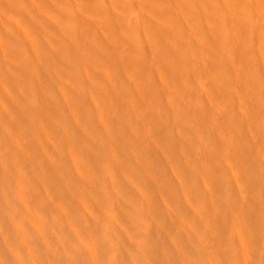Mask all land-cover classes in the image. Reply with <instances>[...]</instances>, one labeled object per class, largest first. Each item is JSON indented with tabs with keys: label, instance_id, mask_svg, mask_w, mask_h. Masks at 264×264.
Segmentation results:
<instances>
[{
	"label": "rangeland",
	"instance_id": "374dc122",
	"mask_svg": "<svg viewBox=\"0 0 264 264\" xmlns=\"http://www.w3.org/2000/svg\"><path fill=\"white\" fill-rule=\"evenodd\" d=\"M0 1V264H264L261 38L256 63L240 29L230 39L237 67L227 68L228 47V64L210 59L219 39L200 33L189 38L202 57L154 63L156 37L141 43L129 28L149 33L153 20L131 6L149 0ZM110 2L103 15L116 34L97 12ZM209 2L221 7L208 25L243 26L248 13L235 6L244 2L256 36L264 32V0ZM176 61L180 69H165ZM145 228L157 251L136 241Z\"/></svg>",
	"mask_w": 264,
	"mask_h": 264
},
{
	"label": "bare ground",
	"instance_id": "6f19581e",
	"mask_svg": "<svg viewBox=\"0 0 264 264\" xmlns=\"http://www.w3.org/2000/svg\"><path fill=\"white\" fill-rule=\"evenodd\" d=\"M67 1H69V0H67ZM94 1L96 2L99 0H94ZM114 1L115 0H112V2H114ZM206 1L208 2V0H206ZM206 1L205 0H149L144 5H137L138 7L136 5L131 4L132 9H136V10L138 9L139 11L144 9L145 15H146L145 18L147 20H153L154 24L151 27V29L149 30V33L148 32H141L140 33L141 30L136 25H131V26H129V28L134 29V36H139V34H140L141 40H142V41H140L141 43H143L144 39H150V35L152 37H156V39L153 40L154 42H150V44H149V48L150 49L152 48V50L155 51L154 52L155 54H153V55H155L154 56L155 59L153 58L154 63L155 62L159 63L161 61V59H164L165 57L166 58H174V59H178L179 57L183 58L185 54H187V55L196 54V55H199L200 57H202L204 49L201 46V42L196 41V40L190 41L189 36H194V34H197L196 37H200L199 33L202 34L201 36L204 39V40L202 39L203 41H208V40L211 41V38L219 39L218 43H216L217 45L215 44V46H213L214 48L212 47V50L209 51V55H210V59H213L214 62L218 66H220L221 68L223 67V61L226 64H228V62H226L227 60H225V59H223V57H221L222 56L221 54L225 50V47H228L227 51L228 52L230 51L231 52L230 54H232V56H233V59L231 62L229 61L227 68L233 67V66H236V67L238 66V59L235 57V54L232 52L233 44L230 42V39L234 36V33H237L236 29H240L243 32V39L245 38V42H244L245 48L244 49L246 50L247 53L251 52V54H248V58L250 59L251 62L256 63L255 62L256 57L252 53L256 52V50L259 47L261 48L260 49L261 51H264V32L262 29L259 31V36L258 37L256 36V31L254 29V25L256 23L255 22L253 23L252 19L249 17V14L251 13V10H252L251 5L245 4L244 2H237V6H235V9L237 11L241 10L244 13H248L247 14V20L244 22L243 26L240 23L234 24L232 22H227V21H222V20L221 21L224 22V24H222V23L220 24L217 21H216V23L212 21L215 24L213 26H210V25H208L210 22H208V24L205 23L203 18L206 17L208 15V13H211V12L217 13V10H215V8L217 6L221 7V5L215 4V6H214V4H211V2L206 3ZM102 2H104V1H102ZM112 2H110L109 6H107V7H104V5H102L101 10L97 9L98 10L97 12L104 18V22L114 30L113 33L116 34V32H117L115 30L116 29L115 28L116 27V19L111 17V16H107V15L104 16L103 15L104 11L110 10V7L115 5V3H112ZM0 3L6 7V5L3 2L0 1ZM69 3H67V4H69ZM71 3H73V2H71ZM71 3H70V5H71ZM116 4L119 5L118 2ZM70 5H68V6L70 7ZM121 5L123 7L125 4H121ZM70 9H72V8H70ZM196 11H198V12H196ZM194 12H196V13H194ZM198 13L200 15L197 18L196 16L198 15ZM217 16L219 18L218 20H220V18L226 19V17H227L226 15H224L225 17H221L218 14H217ZM178 22H184L185 23V32H181L182 31L181 29L175 27V24H177ZM67 25L71 30H75L76 29L75 18L70 17ZM223 33L225 35V37L223 38L224 41L220 39L221 35H223ZM246 36H247V40H246ZM187 37H188L190 43L188 42ZM253 38H261L262 39V43L261 44L257 43L258 48L255 50H253V48L256 46V44L253 43ZM198 39L199 38H197V40ZM202 40H200V41H202ZM164 48H165V52L163 53L162 49H164ZM100 49L103 51L104 55L109 54L111 59L115 58L114 54L111 53L112 50L102 49L101 47H100ZM139 49H140V54L137 55L138 61L136 60L137 58L134 60L137 61L135 63L136 67H138V66L141 67V68H139V67L138 68L141 69V71H142L145 68H144V64H143V62H141V60H142V58L146 57L147 54H146V49H145L144 45L141 46ZM221 50H222V52H220ZM225 52H226V50H225ZM162 53H163V55L160 56V54H162ZM226 54H228V53H226ZM228 58H229V56H228ZM139 59H141V60H139ZM229 60H231V59L229 58ZM168 62L170 64V61H165L162 63H168ZM202 62H203V59H202ZM168 66L169 67L165 66V69H167V68H171L172 70L176 69V68L180 69V67H178L179 66L178 61H176L175 64L173 63V64L168 65ZM231 71L233 72V68H231ZM137 72H138V70H137ZM197 72H198L197 68H193V69H191V71H189V73H192L191 76H196ZM225 73H227V75H229V76L231 75V74H228V71H226ZM262 73H264V72H262ZM149 74H150V72H149ZM171 75L169 77H167L168 80L170 79V81L173 80V78H172L173 74L171 73ZM197 75H198V73H197ZM245 75H246V71L244 73V76ZM255 75H254V77H256V78L252 77L251 75L250 76L254 79H257V80H259L262 76L261 73L259 76L258 75L255 76ZM247 76H249V75H247ZM247 76H245V77H247ZM188 79L189 78L187 77V80ZM236 79L238 80V78H236ZM177 80L174 78V80H173L174 84H175V81H177ZM234 80L235 79H233V81ZM178 82L179 81H177V84L179 86L181 83L180 82L178 83ZM172 83L170 84L171 86L174 85ZM177 84L175 85L176 89H178ZM175 86H173V87H175ZM179 87H180L179 88V90H180L182 87H181V85ZM263 94H264V92H263ZM263 94H261V96L264 97ZM227 180H228V178H227ZM228 181L230 183L231 180L229 179ZM232 182H231V185L234 183V182L233 183ZM7 184H8V181H6L4 176L2 174H0V186L2 185L0 188H2V187L5 188L7 186ZM231 188H232V186H231ZM0 191L2 192L1 189H0ZM236 191H238V190H236ZM3 193L5 195H6V193L4 191L1 193V196L4 198ZM4 214H6V211L1 210L0 215L3 216ZM149 231H150V228H145L143 233L137 235L136 241L138 239V243L140 245H141V243H146L147 245H149V247L154 248L157 251V245L158 244L156 243L157 242L156 236L153 232H149ZM1 235H2V233H0V236ZM153 252H154V254H156L155 251H153ZM3 254L6 255L7 252L4 250ZM149 254L152 255V253H149ZM47 260L49 262L46 261V262H43L41 264H81L82 263L81 257H77L75 259L67 258L66 260L60 259L58 261H56L55 259H52V258H48Z\"/></svg>",
	"mask_w": 264,
	"mask_h": 264
}]
</instances>
